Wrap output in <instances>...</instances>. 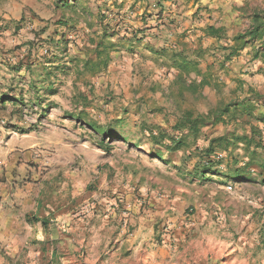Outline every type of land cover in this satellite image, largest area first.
<instances>
[{
    "label": "rangeland",
    "instance_id": "obj_1",
    "mask_svg": "<svg viewBox=\"0 0 264 264\" xmlns=\"http://www.w3.org/2000/svg\"><path fill=\"white\" fill-rule=\"evenodd\" d=\"M22 1L34 7L0 31V98L11 95L0 100V264H264V60L253 57L261 41L220 66L213 52L222 53L218 47L226 40L203 35L208 24L223 26L229 36L251 28L254 16L264 15V0H203L200 12L185 15L200 25L182 37L206 45L201 68L218 82L205 96L172 87L170 61L150 58L144 49L154 36L133 51L117 50L133 66L149 60L159 69L146 89L169 100L164 115L121 106L125 94L98 90L85 72L75 75L82 66L72 60L92 31L83 29L85 23L94 27L105 14L134 21L132 0H67L69 7L62 0ZM4 7L10 9L0 0ZM149 16L148 23L156 22ZM64 20L66 26L59 23ZM61 37L71 41L67 49L56 44ZM43 67L54 94L45 89ZM62 70L70 73L62 78ZM243 99L253 105L250 112L236 111L197 136H182L180 149L167 150V139L153 143L148 136L157 113L174 135L171 127L184 109L195 115ZM118 110L124 123H108L118 120L110 117ZM83 121H101L127 137L96 134ZM251 126L260 132V147L217 149L210 158H221L223 174H193L210 138L250 134ZM247 161L244 177L225 176Z\"/></svg>",
    "mask_w": 264,
    "mask_h": 264
},
{
    "label": "trees",
    "instance_id": "obj_2",
    "mask_svg": "<svg viewBox=\"0 0 264 264\" xmlns=\"http://www.w3.org/2000/svg\"><path fill=\"white\" fill-rule=\"evenodd\" d=\"M63 6H72L73 3L67 2V0H62ZM123 5V1L119 3V6ZM145 20V19H144ZM255 24L245 30L244 32L237 33L233 36H229L226 32V29L223 26L207 25L203 28L205 36L213 37L217 41L222 39L226 40L218 48V51L222 52L216 54L213 52L216 60L219 65H225L229 63L234 57L239 55L240 51L250 45L255 39H259L261 42L259 46L253 47V57L262 58L264 60V15L256 14L254 16ZM68 20L59 22L63 26L67 25ZM121 23L123 22V15H118V18H114V15L108 18V15L100 16L99 24L101 26V32L93 36H88L85 38L82 45V54L85 55L86 61L82 65L83 71H89L91 73L99 72L102 69H105L108 63L111 60L110 52L113 50H118L120 48H125L128 51H133L134 46L140 44L144 41L146 34H144V28H136L123 25V33H121ZM142 33L141 36H138V33ZM146 41V40H145ZM71 41L68 38L61 37L56 42L57 45L62 44L63 49H67L68 43ZM146 41L144 46L152 47L151 44ZM59 47V46H57ZM261 48V49H260ZM156 52L165 55L170 59V66L178 70L174 78V83L178 86L179 94L182 93V90H185L191 94H200L205 96V92L209 87H214L217 89L218 82L209 72H201L199 68V59L203 56L204 49L200 48L196 53H191L190 55L184 54L180 51L176 52L174 49L169 50L165 47L160 48V50H155ZM91 55H95L97 60L92 61L90 58H87ZM61 67V66H60ZM66 68V67H65ZM80 71V70H79ZM64 73L65 70H62ZM206 90V91H205ZM3 98H0L2 100ZM4 100V99H3ZM240 104V105H238ZM252 104L247 99H243L237 102V106H234V103H227L223 106H215L210 108L206 113L193 114L191 111L186 110L182 115L176 120L172 125L171 129L176 131L178 134H168L164 128L160 126H154L148 129V136L151 141L154 143H164V140L167 139L170 144H163L164 147L172 150L180 149L185 146L182 136H197L201 128L207 125H213L219 122H223L225 115H231L236 111L250 112ZM231 109L232 112H231ZM90 130H93L94 133L99 135H109L114 137L117 132L111 130L109 127H101L95 125L91 121H83ZM119 137H127V135L122 133H117ZM257 136V138H255ZM242 145L245 153L249 151L250 148H258L262 145V139L260 132L255 129L254 126L250 128V134L240 133L232 134L231 136L222 134L210 138L208 145L199 155V160L194 164L193 174L200 176L202 179H206L208 174H223L219 170L221 166V158H216L213 160L210 158V155L216 153L217 149L221 151H228L231 146ZM156 156L162 159V153L160 151L155 152ZM253 155V154H251ZM251 157V156H250ZM248 162H245L242 167H237L234 169H228L225 176H229L233 179H239L244 177L243 170L244 167L248 165ZM239 163V160L235 159L233 164L236 166ZM44 221V220H42Z\"/></svg>",
    "mask_w": 264,
    "mask_h": 264
},
{
    "label": "crops",
    "instance_id": "obj_3",
    "mask_svg": "<svg viewBox=\"0 0 264 264\" xmlns=\"http://www.w3.org/2000/svg\"><path fill=\"white\" fill-rule=\"evenodd\" d=\"M202 1L203 0H132V4H130V5H132L133 9L135 10L134 15H136L137 18H136V20L130 21L128 23L124 19L123 25L133 27L134 29H136V28H142L143 29L144 28L143 32H144V34H146V37L147 36L148 37L154 36L155 39L153 38L151 40V42L153 43V44H151L152 47L150 48L148 46H146V47L144 46V49H145V51L148 52V55H149L148 57H150V58H154V59L166 58V60L170 61V59L168 57L159 53V51H157V52L155 51V50H160V48H162V47H165L169 50L174 49V51H176V52L180 51V52H182L184 54H188V55H190L193 52L196 53V51L199 50L200 48L204 49L203 55H202L203 57L201 59H199V61H200L199 68H200L201 72H206V71H208V69L201 68V61L206 59V57H207L208 48L206 47V45L202 44V42L199 38L198 39L191 38V40H189L187 37H182L183 34L190 32V29L192 31L197 30L194 27H197L198 25H200V23L197 20H195V21L191 20V17H192L191 14H193L195 11H198V12L201 11V7L204 5ZM5 4H7L8 7H10V9L9 8L6 9L5 7L0 9V31L6 30L8 28V24H10V23L17 24V22L21 18L24 17L22 15H24V13H26V10L31 9V7H34L31 4V2H23L22 0L16 1L15 3H12V4H11V0H5ZM5 9H6V11H5ZM190 10H191V12H190ZM4 12H6V13H4ZM189 12L191 14H190V16H188V19H186L185 15H188ZM148 16H149V18H156V22H153L155 20V19H153L152 24L148 23L149 22V21H147V20H149ZM142 19H145L147 22L142 21ZM139 20H140V22L138 24L133 23V22H137ZM85 25L86 26H84V28H83V29H85V31H89V28L92 29L91 32H88L86 34V36H85L86 38H88V36H93V35L99 34L101 32V26L99 24V21H97L94 24V27L93 26L91 27V25H89L87 23H85ZM208 25H212V24H208ZM206 26H204V28ZM142 33L141 32L138 33V36H141ZM203 35H204V32H203ZM189 36H191V35H189ZM205 37L206 38H212V39L216 40L213 37H209V36H205ZM148 43H150V42H148ZM154 44L157 47L154 46ZM118 50L125 51L127 49L120 48ZM123 51H117V50L111 51L110 52L111 53L110 54L111 60L105 69H102L99 72H94V73L90 72V74H89L88 70L83 71L81 68L80 71L79 70L75 71V75L76 76H78V74L83 75V73L85 72L86 74L92 76V78H94V80L97 81V84H94V82H92V84H94V87L96 86L98 88V90L100 88H103V89L109 88L111 90H114L115 93H118L120 95L122 93L125 94V96H123V97H125V99H123V98L121 99L122 100L121 106L125 107V105L127 103H130V105L132 107H134V108L138 107V109H140L142 112L143 111H151V109H156L155 111H158V113H161L160 115H164L166 111L170 110L168 108L170 105L169 100H167L166 97H164L160 94H154L151 92V90L148 91L146 89V87H148L152 81H156V79L158 78V76H159L158 74L160 73L159 69L157 67H155L153 63H149V60H146L144 66H142L141 68H139L136 65L133 66L132 64L126 62L127 60L130 59V56L127 54H121L120 53V52L123 53ZM144 55H142V56L144 57ZM134 56L138 57L137 55H134ZM74 58H71V60ZM87 58H90L92 61L97 60L95 55H91ZM75 60H72V62L77 63L76 66L79 65V63L82 66L83 63L86 61V57L84 54H78V55H76ZM68 61H70V60H68ZM45 64H47V63H45ZM134 67H135V69H134ZM170 68L174 71L173 75L171 77V80H170V83L173 87L176 85L174 83V78H175L176 74L178 73V70H176L175 68H172L171 66H170ZM132 70L134 71V73H132ZM45 71L46 70L43 67V72H42L43 76L42 77L45 76L44 77L45 80H48L47 85L45 86V89L49 91V92L47 91L48 94H54L56 92V90H54V88H52V86H50L53 84H52V82H49L48 77L50 75L47 74L48 72H45ZM67 72L70 73L68 70L64 73H61L60 77H62V78L65 77L68 74ZM46 77H47V79H46ZM68 78L71 79L70 75L68 76ZM45 80H43V81H45ZM69 81L71 82V80H69ZM88 83H90V82H88ZM92 84H89L88 87L89 88L92 87ZM176 88H178V86ZM185 93H187L189 95L191 94L185 90H182V95ZM191 95H198V94H191ZM8 96H11V95H9L8 93H4V94H2L1 97L4 100H9V98H6ZM176 103H177V101L175 102V104ZM178 104L180 106L179 101H178ZM136 109H135V111L137 113ZM121 110L122 109L120 108V111ZM186 110L191 111L189 108L184 109V111H186ZM155 111H153L152 114H154ZM117 113L118 114L116 116L110 115V117L111 118L117 117L118 120L117 121L114 120V122L108 120V123H112L113 125H122L124 123L123 119L119 113V110L117 111ZM158 113L155 114V116L157 118H156L154 123H157V126L162 127L163 126L162 118H158V115H159ZM176 120H175V122H176ZM93 123L97 126H100L99 124L102 122L101 121L97 122L99 124H96L95 122H93ZM103 125H106V124H103ZM103 125L101 127H104ZM204 127H208V125L204 126ZM204 127H202V128H204ZM227 132L228 131H226L225 133H227ZM212 135H216V134H212ZM220 135H222V133ZM219 155L224 156L225 153H220Z\"/></svg>",
    "mask_w": 264,
    "mask_h": 264
}]
</instances>
